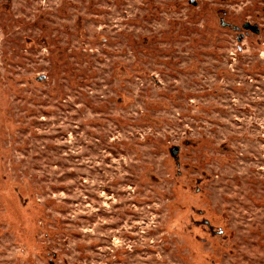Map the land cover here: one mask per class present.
I'll list each match as a JSON object with an SVG mask.
<instances>
[{
  "label": "rangeland",
  "instance_id": "obj_1",
  "mask_svg": "<svg viewBox=\"0 0 264 264\" xmlns=\"http://www.w3.org/2000/svg\"><path fill=\"white\" fill-rule=\"evenodd\" d=\"M0 264H264V0H0Z\"/></svg>",
  "mask_w": 264,
  "mask_h": 264
}]
</instances>
